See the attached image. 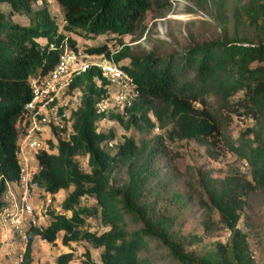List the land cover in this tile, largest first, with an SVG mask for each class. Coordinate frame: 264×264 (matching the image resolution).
I'll return each instance as SVG.
<instances>
[{
	"label": "trees",
	"instance_id": "obj_1",
	"mask_svg": "<svg viewBox=\"0 0 264 264\" xmlns=\"http://www.w3.org/2000/svg\"><path fill=\"white\" fill-rule=\"evenodd\" d=\"M55 1L64 10L65 31H80L90 40L130 36L140 44L150 34L148 15L157 20L172 12L171 0ZM192 1L216 12L219 37L193 42L170 55L135 52L121 41L123 49L114 61H130L121 66L140 89L132 107L123 113L98 112L97 104L110 93L97 70L75 81L81 105L72 117L73 133L59 141L56 155L38 156L40 171L35 177L49 195L74 189L63 204L71 217L51 212L48 226L29 230L21 264H32L36 238L54 244L61 233L65 247L86 242L102 249L100 264H163L146 254L152 242L177 264H256L239 222L253 197L264 195V0ZM39 3L43 7L36 10ZM16 16L29 17L30 24L14 22ZM67 48L78 51L77 43L64 36L52 18L48 0H0V209L6 182L20 176L18 140L24 129V107L31 99L30 80L51 73ZM86 51L108 58L112 54L108 43ZM233 117L253 122L237 140L229 133ZM104 119L125 130L135 129L142 140L138 144L127 138L112 154L114 131L103 133L97 127ZM166 141L196 142L215 161L225 148L248 164L249 178L239 168L222 180L205 172L198 175L193 198L206 211L205 235L228 230L227 243L217 242L198 253L191 248L203 239L175 230L177 213L172 207L188 198L173 189L171 169L159 168ZM82 157H88L89 173L80 166ZM83 198L94 199L96 205L82 208ZM98 215L108 228L101 235L84 229L86 217ZM73 257L63 254L57 264H70Z\"/></svg>",
	"mask_w": 264,
	"mask_h": 264
},
{
	"label": "rangeland",
	"instance_id": "obj_2",
	"mask_svg": "<svg viewBox=\"0 0 264 264\" xmlns=\"http://www.w3.org/2000/svg\"><path fill=\"white\" fill-rule=\"evenodd\" d=\"M48 2L49 12L57 23L61 33L77 43V50L79 52L87 54L86 50L88 48L108 43L112 51L110 57L113 60L117 52L123 49L121 41L134 48L135 52L157 51L162 55H170L183 52L193 42L214 39L221 34V25L216 18V12L211 7L208 9L198 7L197 3L192 0H171L172 12L167 18L153 20L152 14L148 15L146 24L150 34L148 35L149 37L143 39L140 44L134 43L132 40L133 37L130 36L117 39L114 35H109L90 40L80 31L76 33L66 32L64 10L55 0H48ZM41 7H43V5L39 3L35 6V9L37 10ZM4 9L8 10V7L4 6ZM13 20L24 26L30 24L29 17L27 16H16ZM138 47L139 49H137ZM119 63L123 66L130 65L128 59L120 61ZM105 81V87L110 91L112 86L108 80ZM240 96L241 95H238L237 98ZM252 126L253 122L251 120L233 117L229 127V133L234 140H237L243 131ZM97 127L98 131L103 133L114 131L115 139L113 141V147L109 146L112 154L116 152L118 146L127 138L135 139L138 144L142 140V136L135 129L125 130L123 126L109 119L100 121ZM155 133L163 134L160 130ZM165 144L167 147L166 156L164 157L162 155L159 168L162 169V171L168 168L171 169L173 180L175 177L174 187L172 183L171 189L173 187L175 191L181 192L188 198L179 204L174 203L172 207L177 213L175 230L183 236L201 237L203 242L191 248V250H195L198 253H205L217 242L227 243L230 238L228 230L220 229L213 235H205L203 222L205 220L206 211L198 205V201L193 197L200 172L208 173L211 177L222 180L232 169L239 168L241 172L249 178V171L244 167L243 161L239 160L236 155L232 152H228L225 148L223 156L215 161L209 159L206 156L204 147L196 142L166 141ZM79 163L84 172H90L88 157L80 158ZM189 184L191 186H189ZM73 190L74 189L71 188L67 191H61L57 195H48L43 189L38 191L40 196L38 195L36 199L37 205L41 210L43 223L48 225L51 220V212L66 214L69 218L71 217V213L64 210L63 204ZM191 195L192 198H190ZM94 205H96V201L92 198H83L81 201L82 208H91ZM160 205L165 206V203L160 200ZM86 218L87 224L84 229L98 235L108 231V228L103 226L99 215L97 217ZM215 220L217 223L219 222L217 216H215ZM239 228L248 235L251 251L256 264H264V195L256 194L253 197L251 208L247 209L242 214ZM63 234L64 233H61L59 235L57 242L54 244L36 238L33 244L32 264H57L58 258L68 253H73L74 255L70 264H87L100 261V251L86 242L72 243L70 247L63 246ZM87 254H89V257ZM146 254L151 256L156 263L177 264L176 262H172L168 256V252L160 248L156 242L150 244Z\"/></svg>",
	"mask_w": 264,
	"mask_h": 264
},
{
	"label": "built area",
	"instance_id": "obj_3",
	"mask_svg": "<svg viewBox=\"0 0 264 264\" xmlns=\"http://www.w3.org/2000/svg\"><path fill=\"white\" fill-rule=\"evenodd\" d=\"M91 70L99 71L112 86L110 95L97 104L98 112L123 113L140 95L137 83L120 63L104 54L89 55L68 48L51 73L30 80L31 99L24 107V129L18 140L20 176L6 182L0 209V264H21L29 230L47 226L36 199L41 189L35 181L40 171L38 156L56 155L59 141L71 137L72 117L81 105V93L74 84ZM243 164L248 169V164Z\"/></svg>",
	"mask_w": 264,
	"mask_h": 264
},
{
	"label": "crops",
	"instance_id": "obj_4",
	"mask_svg": "<svg viewBox=\"0 0 264 264\" xmlns=\"http://www.w3.org/2000/svg\"><path fill=\"white\" fill-rule=\"evenodd\" d=\"M49 224V223H48ZM48 226V225H47ZM97 250H99L100 251V255H101V253H102V249H97ZM101 263V261H99V262H97V264H100Z\"/></svg>",
	"mask_w": 264,
	"mask_h": 264
}]
</instances>
